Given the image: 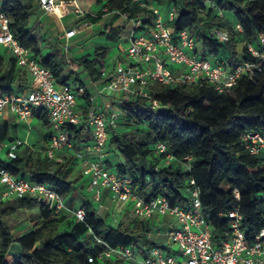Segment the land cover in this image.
<instances>
[{"label":"trees","instance_id":"obj_1","mask_svg":"<svg viewBox=\"0 0 264 264\" xmlns=\"http://www.w3.org/2000/svg\"><path fill=\"white\" fill-rule=\"evenodd\" d=\"M4 13L10 18V28L15 38L33 56L49 68L58 85L68 84L69 77L61 76L63 63L54 60L55 53L42 56L41 43L30 27V18L35 12L32 5H23L19 0H0ZM102 11L107 9L112 20L141 17L142 31L153 27V15L132 0H98ZM153 4L167 15L176 11L172 22L173 35L189 30L196 39L194 55L202 60H211L215 65L225 63L231 69L243 61L262 63L248 50L249 44L260 47L258 35H264V0H153ZM240 24L243 32H233L227 42L213 37L215 28L233 30ZM126 26L110 31V41L123 35ZM111 35V36H110ZM109 48L96 52L101 59L108 56ZM88 57L71 60L75 69H81L93 81L101 80L102 62ZM17 86L21 92L27 90L16 60L0 54V90L11 92ZM149 97L136 96L122 104V113L116 128L109 129L108 152L114 151L122 159L114 163L105 161L106 166L119 177H129L137 196L146 201L167 196L173 204L188 210L190 191L200 189L203 214L214 227L215 243L229 229V221L220 217L239 208L244 215L243 228L247 237L257 234L264 227V166L260 158L245 149L243 135L247 131L264 129V64L263 73L255 81L243 77L239 83L219 93L204 83L197 86L163 85L150 82ZM89 99L88 94L81 95ZM158 101L160 109L154 111L151 101ZM44 125L48 117L37 111ZM136 126L134 131H119L121 120ZM84 128L68 127L70 138L84 139ZM8 123H0L1 145L13 140L9 137ZM132 136V137H130ZM130 137V138H129ZM163 143L173 156L169 165L165 155L157 154L156 147ZM190 157L191 162L184 161ZM57 159L49 160L35 151L18 156L15 160L0 158V169H7L18 178L44 183L56 191L65 201L73 204L84 194L86 182L69 179L72 166ZM190 168V169H188ZM194 181V185L191 184ZM235 191L240 195L236 198ZM39 208V223L33 230L16 237L8 220L20 209ZM85 222H76L69 231L61 227L65 218L53 215L43 202L37 199H15L0 204V264H123L121 255L103 257L106 244L112 249L131 248L134 253L146 258L149 251L159 247L150 238L152 232L148 221L134 218L128 224L110 226L98 214V209L87 203ZM103 245L97 244V241ZM13 245L20 254L13 262L9 255ZM166 249L163 247H159ZM168 250V249H166ZM93 258V262L89 259Z\"/></svg>","mask_w":264,"mask_h":264},{"label":"built area","instance_id":"obj_2","mask_svg":"<svg viewBox=\"0 0 264 264\" xmlns=\"http://www.w3.org/2000/svg\"><path fill=\"white\" fill-rule=\"evenodd\" d=\"M140 7L148 9L153 15V27L142 31L143 19L134 18L130 25L126 44H120L125 54V61H119L113 74L107 78L104 64L100 72L106 79V88L121 95V105L136 96L149 97L148 84L159 82L163 85L197 86L208 83L219 93L235 87L243 77L255 81L258 74L263 73L264 35L259 34L257 42L248 45L249 53L263 61L255 63L243 61L231 69L225 63L215 65L211 60H202L194 55L196 39L189 30L173 35L172 22L176 19V11L170 10L164 15L153 0H132ZM253 1V0H250ZM39 8L46 14H59V0H37ZM107 9L104 10L106 12ZM78 14L83 11L77 10ZM127 20V17L124 16ZM89 26V23H86ZM233 32H243L240 24H235L233 30L215 28L212 32L215 40L227 42ZM76 29L66 32L68 39L77 35ZM0 47L6 49L16 60L17 67L24 70L30 84L26 91L14 90L5 93L0 90V123L6 110H9L19 123H27L37 111L47 114L52 128L50 139L43 150L38 151L43 157L54 160L56 154L64 148H71L68 127L87 128L91 133L93 158L83 153H76L81 176L87 179V187L96 203H101L105 191L109 192L113 202L118 203L124 211L131 213L144 221L172 219L175 226L165 233L169 249L152 248L146 258L139 264H264V227L255 235L247 237L243 228L244 215L239 208L220 217L229 221V229L217 243L213 240L214 227L203 214L200 189L190 191L188 210L179 204H173L167 196H160L150 201L140 198L135 193L133 181L129 177H119L108 169L105 164L107 145L110 138L109 129L116 128V122L122 113H112L108 118L95 106H85L86 114L81 116L77 110L78 96L88 94L84 84L76 82L58 85L53 72L42 65L32 52L24 47L14 36L10 28V18L4 13L0 2ZM154 111L160 109L158 101H151ZM245 149L252 156L258 157L264 166V129L247 131L243 135ZM22 142L15 140L1 145L6 150L7 161L19 156ZM0 149V150H1ZM36 152V151H35ZM157 154L165 155V164L174 159L168 153L165 144L156 147ZM189 165L190 157L184 158ZM190 169V168H188ZM194 185V181H191ZM0 204L15 199H37L46 205L53 215H59L66 209L64 199L47 184L18 178L7 169H0ZM237 199L240 195L235 191ZM76 222H85L86 210L82 207L74 211ZM97 244L103 245L100 240ZM106 252L99 260L110 255H121L125 260H133L135 253L131 248L118 247L112 249L104 244ZM93 258L89 262H93Z\"/></svg>","mask_w":264,"mask_h":264},{"label":"crops","instance_id":"obj_3","mask_svg":"<svg viewBox=\"0 0 264 264\" xmlns=\"http://www.w3.org/2000/svg\"><path fill=\"white\" fill-rule=\"evenodd\" d=\"M19 2L23 5H32L35 7V12L30 18V27L37 34L40 40L45 39L41 42V49L43 51L42 56L45 57L49 53L54 52V60H61L63 63L61 76L64 78L70 76L68 83H82L88 90L90 95L89 99L85 100L81 95L78 96L77 110L79 114L81 116H85V106L89 107L91 105L95 106L98 111L105 113L108 118L111 117L112 113L117 114L119 111H121L122 105L120 101L122 97L121 95L110 92L106 88V79L113 74L115 66L119 61L126 60L125 54L121 51L120 44L127 43L130 25L128 23H117L108 27L107 31H105L104 28H102L104 20L108 18V16L109 18H112L113 14L107 13V15H104L100 19L95 17L93 14L94 8L92 6H94V4L96 5V2L97 5H100L98 0H59V14L57 15H49L44 13L39 8L37 0H19ZM80 4L85 5V7L82 9ZM77 5L81 8L75 9ZM77 10L83 11V14H78L76 12ZM119 19H124V17H120ZM125 21L126 20H124V22ZM86 23H89V26H86ZM123 25L126 26V31H124L125 34L121 35L122 37L120 36L110 41L108 39L110 31L114 28H120ZM73 29H76L78 33L75 37L68 39L66 37V32ZM102 41H105V43ZM99 48H109L108 56L105 59L99 58L96 52ZM0 54L7 58L11 57L10 53L3 47H0ZM84 57H88L89 60L99 58L106 68L107 78L105 77L103 79L101 78L99 81H93L83 70L75 69L71 64V60L81 59ZM19 71L22 74L28 88L30 84V78L28 74L24 70L19 69ZM12 88L14 90H19L18 87L14 85ZM81 99H83L82 102L79 101ZM2 123L9 124V137L13 141L18 140L22 142V145L19 148V153L22 150L25 152V154L26 152L30 153L33 151L38 153V151L43 150L46 147V144L50 139V135L52 134V128L49 122L47 125H44L37 114H34V116L27 123H19L10 113V111L6 110ZM33 128H44L46 129V132L42 136L36 137V140H32L30 137L33 133ZM83 134L84 139L82 141H75L74 139H71L72 147H66L59 151L56 154V159L59 157L57 160L63 161L64 164H68L72 160L76 164L75 171H77L78 176L81 177L80 182H87V179H84L81 176L79 161L75 157L76 153H83L86 157L93 158L94 154L92 151H90L92 140L89 129L84 128ZM4 151L6 152L4 149L0 150L1 159H3L1 154ZM107 159L112 160L114 163L122 160L120 157L117 158L115 154L108 153V151L106 160ZM1 192L2 188L0 186V194ZM86 192L92 197V201L89 203H96L93 199L92 193L89 192L88 187ZM109 202L112 204L113 208H118L119 214H122V216L126 219H130L128 220V223L135 218L130 209L123 211L118 203L113 202L110 198L109 192L107 191L104 192L101 203H96L97 205H95V207L98 209V214L100 217L101 214L99 208L103 207L104 204ZM149 224L152 230L150 233L151 240L159 245V247L169 249V243L165 233L174 228L175 222L168 218L159 219L154 217L151 221H149ZM31 230L25 231L24 233L15 236L21 237ZM19 254L20 250L18 246L13 245L9 255L10 262H13L15 258L19 256Z\"/></svg>","mask_w":264,"mask_h":264},{"label":"rangeland","instance_id":"obj_4","mask_svg":"<svg viewBox=\"0 0 264 264\" xmlns=\"http://www.w3.org/2000/svg\"><path fill=\"white\" fill-rule=\"evenodd\" d=\"M80 6L82 7V9L85 7V5H82V4H80ZM81 7H79L77 5L75 7V9L81 8ZM92 7L94 8L93 14L98 19H100L104 15H107V13H110L109 10H107L106 12L102 11V6L97 5V2H96V5L94 4V6H92ZM124 20L125 19H119V18L118 19H115V20H112L108 16V18H106L104 20V24H103V27L102 28H104V30L107 31L108 27L113 26L114 24H117V23L124 24V23H126V21L124 22ZM124 34H125V32L123 33V35ZM103 35H105V34H103ZM44 40L45 39H41L40 40V43L42 41H44ZM102 42L105 43V41H102ZM42 53H43V51H42ZM79 101L82 102L83 99H81ZM121 121L122 122H121V124L119 126V131L120 132L126 133L128 131H134L136 129V126L134 124L127 123L125 119H122ZM32 132L33 133L31 134V137L30 138L32 140L33 139L36 140V137L42 136L46 132V129H44V128H42V129L33 128V131ZM130 137H132V136H130ZM108 153L115 154L117 156V158L119 157L118 154L115 153L114 151L108 152ZM24 154H25V152H23V150H22L19 153V156H23ZM1 156H2V158L4 160H7V155H6L5 151L2 152ZM57 159H59V157H57ZM75 166L74 165L72 166V172L70 174V178L69 179H74V180H77V181L80 182L81 177H79L77 171H75ZM79 182H78V184H79ZM86 189H87V187L84 189L85 194L79 200L75 201L73 204H71L70 203L71 200H69L68 203H67V205H66V209L63 212H61L60 215L65 218V222L63 223V225L61 227V230L63 232L69 231V229L71 228V226L75 223V220H74V211L77 208L83 207L88 202L92 201V197L87 194ZM93 205L95 206L97 204L94 203ZM99 210H100L101 217L110 226H113V227H116L117 225H119L120 221H121V223L128 224V220H130L128 218L126 219L125 217H123L122 214H119L118 208H116V209L113 208V206H112V204L110 202L107 203V204H104V206L101 207V208H99ZM39 215H40L39 208H25V209H20L19 212H18V214L12 216L8 220V224L11 227L13 234L14 235H19V234L24 233L25 231H28V230L33 229L39 223ZM110 257L115 258V255L112 254V255H110ZM141 259H142V257L139 254L135 253V258L133 260H124V263L123 264H139L140 261H141Z\"/></svg>","mask_w":264,"mask_h":264}]
</instances>
